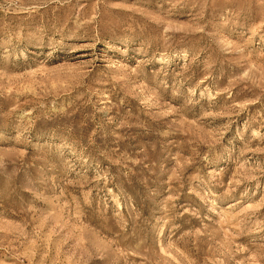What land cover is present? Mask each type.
Masks as SVG:
<instances>
[{
    "label": "rangeland",
    "instance_id": "374dc122",
    "mask_svg": "<svg viewBox=\"0 0 264 264\" xmlns=\"http://www.w3.org/2000/svg\"><path fill=\"white\" fill-rule=\"evenodd\" d=\"M0 264H264V0H0Z\"/></svg>",
    "mask_w": 264,
    "mask_h": 264
}]
</instances>
